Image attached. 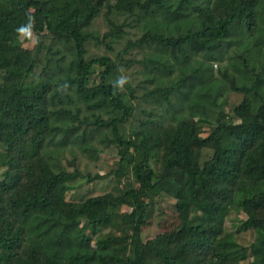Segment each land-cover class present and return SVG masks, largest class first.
I'll return each instance as SVG.
<instances>
[{
  "label": "trees",
  "instance_id": "1",
  "mask_svg": "<svg viewBox=\"0 0 264 264\" xmlns=\"http://www.w3.org/2000/svg\"><path fill=\"white\" fill-rule=\"evenodd\" d=\"M13 13L31 19L34 48L9 33ZM194 121L213 128L201 138ZM108 148L115 168L83 171L78 153L94 163ZM106 178L115 191L65 211L52 201ZM260 186L264 0H0V264H264V228L249 246L236 238ZM155 194L174 200L178 225L144 241ZM232 213L245 215L235 231ZM105 223L129 231L92 246Z\"/></svg>",
  "mask_w": 264,
  "mask_h": 264
},
{
  "label": "rangeland",
  "instance_id": "2",
  "mask_svg": "<svg viewBox=\"0 0 264 264\" xmlns=\"http://www.w3.org/2000/svg\"><path fill=\"white\" fill-rule=\"evenodd\" d=\"M2 2H6L7 0H1ZM121 0H112L113 4L118 5ZM10 9V8H9ZM11 10V9H10ZM13 23L11 28L9 29V33L11 35H15L17 33V27L26 26V22L22 19H18L16 13H13L12 16ZM15 26V27H13ZM91 31L96 35L101 36L103 33L107 31L106 25L102 17L97 19L94 22ZM132 39L131 36H125L124 39L115 46L114 52L120 51L124 46L127 40ZM36 36L31 31L29 34L20 33V43L24 48L32 49L35 46ZM46 44H51L49 39H45ZM60 47V46H59ZM100 52V50H97ZM130 55L132 60L142 58V50H134ZM115 54V53H114ZM113 54V55H114ZM119 73L123 77H131L130 79L135 82L137 79H142V75L136 73L134 76V72H129L124 70L122 67H117ZM213 68L215 70L218 69V65L214 64ZM40 70V66L37 68V71ZM128 77V78H129ZM227 98V106H233L240 102L241 95L230 92L226 95ZM142 106V105H140ZM226 106V107H227ZM152 107V106H151ZM240 118H235V121H239ZM192 123V122H189ZM196 125V129L198 135L203 138L207 135V133L213 128V124L205 121H194ZM197 145L202 148V157L206 158L212 152V145L207 141H198ZM69 158V155L65 156ZM118 157L116 155V150L114 148H108L103 153L96 157L94 163H91V160L84 156L82 153H78V163L83 168V171H89L91 174L99 172V173H107L111 169L117 166ZM63 160V159H62ZM122 186V184H121ZM134 187L137 188L138 185L134 184ZM117 185L111 178L95 180L91 183L84 184L79 188L68 191L64 194H58L52 200L55 206L60 211H65L72 203L79 201L81 196L83 195H98L109 191H115L117 189ZM246 196V205L244 208V212L247 215L245 224L241 231L236 235L237 241L243 246H249L250 243L254 239V230L255 229H263L264 228V186H260L255 191V198L252 199V194H245ZM148 209L146 215V222L142 227V239L145 241L150 238H154L163 233H169L177 228V213L175 210V202L173 199L163 196V195H152L148 200ZM244 214H236L232 213L229 219L226 221V227L230 231H235L237 226L238 219H244ZM105 226L100 229L97 237L92 242V246L94 247H107L109 245L115 244L117 242L122 241L123 235L129 231V227H116L111 228L108 223L104 224ZM105 238V239H104ZM199 259H203L202 254H194L189 259L190 264H199Z\"/></svg>",
  "mask_w": 264,
  "mask_h": 264
},
{
  "label": "clouds",
  "instance_id": "3",
  "mask_svg": "<svg viewBox=\"0 0 264 264\" xmlns=\"http://www.w3.org/2000/svg\"><path fill=\"white\" fill-rule=\"evenodd\" d=\"M32 26H33L32 25V21L30 19L29 23L26 26H23V27L19 28L17 31H19L20 33H24V34H29L30 35Z\"/></svg>",
  "mask_w": 264,
  "mask_h": 264
}]
</instances>
